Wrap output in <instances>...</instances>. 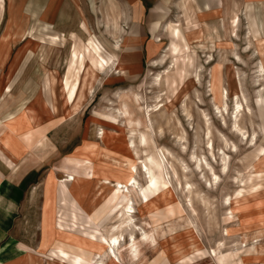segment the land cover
<instances>
[{
  "label": "rangeland",
  "instance_id": "rangeland-1",
  "mask_svg": "<svg viewBox=\"0 0 264 264\" xmlns=\"http://www.w3.org/2000/svg\"><path fill=\"white\" fill-rule=\"evenodd\" d=\"M263 69L264 0H0V264H264Z\"/></svg>",
  "mask_w": 264,
  "mask_h": 264
},
{
  "label": "bare ground",
  "instance_id": "bare-ground-1",
  "mask_svg": "<svg viewBox=\"0 0 264 264\" xmlns=\"http://www.w3.org/2000/svg\"><path fill=\"white\" fill-rule=\"evenodd\" d=\"M187 64L185 61H183V64H180L179 65V69L184 73L186 74V68L187 66L185 65ZM263 72H264V69H263ZM160 80V79H158ZM158 82V81H157ZM224 95V94H223ZM237 96V95H236ZM237 98V97H236ZM224 107L225 109L227 110V103L224 104ZM220 113V112H219ZM243 115V105L240 104L239 102L236 103V112H235V130L237 132H239V134H242L243 133V130L242 128L240 127V120L239 118ZM264 115V113H263ZM239 120V121H238ZM256 138V137H255ZM253 139V138H252ZM244 140V139H243ZM255 140V139H254ZM145 139L142 137L141 139V142H144ZM211 141V140H210ZM209 141V142H210ZM246 141V139H245ZM254 144V143H253ZM213 149V148H212ZM210 151H211V148H210ZM212 152V151H211ZM226 159H224L225 161ZM157 161V160H156ZM201 168V167H200ZM227 169V162L225 161V164H224V171ZM132 171H135L136 170V167L134 166L132 169ZM149 171V170H148ZM149 174H150V179L153 181V176H152V173L149 171ZM214 177H215V180H219L218 176L214 173L213 174ZM67 183L68 182H73V184H76L79 182V180L76 179L75 176H72V179L71 180H67L66 181ZM136 185H137V181L134 177H130L129 179H127V181L125 183L123 182H120V181H117V184L116 186H114V194H113V200L117 199L120 203V205H123V216L124 218L126 219V221H128L130 224H131V221L133 220V212H134V208L133 206L130 204L131 203V199L129 198V195L128 193L130 192V188H133L135 189L136 188ZM126 188L127 192L123 191L122 189ZM135 194V193H134ZM133 195V194H132ZM135 227V226H134ZM131 230H132V233H133V229L131 227ZM135 233V232H134ZM133 233V234H134ZM123 235V234H122ZM121 235L119 236H115V235H112L110 236L109 238L107 236H105V239L107 241V251L108 249L111 251V253H113V257H110V262L112 264H119L120 261H119V257L117 256L115 250H117L118 252L120 251V248L122 247L121 246ZM146 237V236H145ZM144 237V238H145ZM132 238V237H131ZM107 251H106V254H107ZM132 253V254H131ZM131 257H133V260H137L138 259V255H139V249L136 245V242H135V239H133L132 241V245H131ZM97 264V263H96Z\"/></svg>",
  "mask_w": 264,
  "mask_h": 264
},
{
  "label": "crops",
  "instance_id": "crops-1",
  "mask_svg": "<svg viewBox=\"0 0 264 264\" xmlns=\"http://www.w3.org/2000/svg\"><path fill=\"white\" fill-rule=\"evenodd\" d=\"M143 6L149 8L156 0H138ZM220 2V0H219Z\"/></svg>",
  "mask_w": 264,
  "mask_h": 264
}]
</instances>
